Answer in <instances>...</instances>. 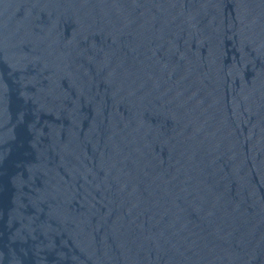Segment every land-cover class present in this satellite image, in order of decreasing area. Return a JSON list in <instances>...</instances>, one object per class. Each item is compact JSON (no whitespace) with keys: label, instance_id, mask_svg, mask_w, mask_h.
Listing matches in <instances>:
<instances>
[{"label":"water","instance_id":"1","mask_svg":"<svg viewBox=\"0 0 264 264\" xmlns=\"http://www.w3.org/2000/svg\"><path fill=\"white\" fill-rule=\"evenodd\" d=\"M0 264H264L242 0H0Z\"/></svg>","mask_w":264,"mask_h":264}]
</instances>
